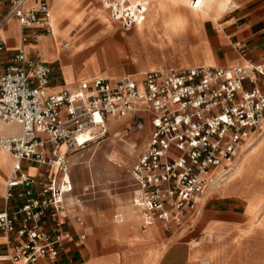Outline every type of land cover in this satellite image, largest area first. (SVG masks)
<instances>
[{
  "label": "built area",
  "instance_id": "obj_1",
  "mask_svg": "<svg viewBox=\"0 0 264 264\" xmlns=\"http://www.w3.org/2000/svg\"><path fill=\"white\" fill-rule=\"evenodd\" d=\"M31 1L0 0V120L20 127L19 133L0 137V148L13 156L4 196L13 206L0 211V230L18 242L16 252L0 260L55 264L69 256L76 261L69 226L82 218L67 205L74 190L68 153L106 138L111 118L130 115L126 132L142 129L146 120L152 127L130 170L142 227L160 221L171 229L182 226L186 215L196 218L203 197L227 182L236 162L264 134V91L258 84L264 66L152 70L140 78L97 77L52 90L62 77L55 63L26 50L42 35L54 34L51 6ZM105 2L126 31L148 10L147 2ZM200 5L201 0L191 2L192 8ZM12 19L24 30L15 50L1 34ZM31 166L50 170L31 174ZM95 188L92 182L84 192Z\"/></svg>",
  "mask_w": 264,
  "mask_h": 264
},
{
  "label": "crops",
  "instance_id": "obj_2",
  "mask_svg": "<svg viewBox=\"0 0 264 264\" xmlns=\"http://www.w3.org/2000/svg\"><path fill=\"white\" fill-rule=\"evenodd\" d=\"M47 1L51 6L54 34L42 35L38 45H28L26 50L30 55L55 63L62 77L52 90L73 87L81 81L97 77L112 80L123 76L140 78L144 72L152 70L194 66L232 67L247 63L264 66V0H208L209 17L189 15L184 22L179 19L173 21L162 15L147 17L149 4L156 5L155 0H130L147 2L148 10L143 15L146 17L145 29L135 28L137 23L128 31L122 28L120 22L113 20L111 9L105 0L96 10L92 9L95 2L93 0ZM31 2L35 3L36 0ZM174 10L181 11L178 7ZM92 16L100 18L104 30L87 32L92 27L88 23ZM110 20H113L112 24L109 23ZM117 23L120 25V34L117 33ZM110 27L115 28L110 31ZM23 32L19 22L12 19L1 34L6 46L15 50L22 45ZM138 34L143 40L139 46L140 51L135 52L138 60L135 61L126 42V35ZM166 36H191V42L185 46L187 49L181 60L169 66L148 54L149 49ZM146 37L148 42L144 40ZM66 42L69 45L65 47L63 44ZM118 43H122V49ZM208 47L211 58L203 57ZM85 54L89 55L86 63L81 69H77L76 61ZM121 54L137 63L138 66L134 67L133 72L120 75L118 70L109 68L117 63ZM104 66L108 67L103 68ZM258 81L264 91V75H260ZM246 85L251 86V83L247 81ZM125 119L120 127L114 123L115 120ZM130 120V115L119 119L111 118V134L118 137L122 133V127L128 125ZM6 127H11L15 132H2L0 137L20 132L17 124ZM151 129L150 122L146 120L142 129L134 130L126 139L128 145L134 144L133 155L138 149H141L140 153L146 149ZM140 138L142 141L138 144L136 139ZM263 138L264 134L243 156L254 154ZM125 147L116 149L123 152ZM114 149L107 154H111ZM3 152L0 153V211L13 206L4 199L13 156L9 152ZM257 158L259 161L256 170L249 171ZM132 159L123 161L114 171L121 172L122 167ZM102 164L113 170L109 166L114 165L106 162ZM43 169L50 170L33 166L27 170L31 174H37ZM125 180L127 185L132 181L133 189L128 191L119 184L112 198L107 195L97 199H87L89 196L80 198L82 196L74 193V184L67 203L82 218L81 222L69 226L70 246L76 261L71 262L69 256H64L55 264H264V145L260 146L253 159H248L240 173L229 177L223 186L213 187L208 191L202 199L200 214L196 218L186 215L182 226H173L171 229H167L160 221L148 228L142 227L143 218L133 204L136 186L132 177L127 175ZM82 235L86 236L84 240L81 239ZM17 243L14 235L0 230V257L15 253ZM0 264L13 263L0 260ZM37 264L54 263L42 259Z\"/></svg>",
  "mask_w": 264,
  "mask_h": 264
},
{
  "label": "rangeland",
  "instance_id": "obj_3",
  "mask_svg": "<svg viewBox=\"0 0 264 264\" xmlns=\"http://www.w3.org/2000/svg\"><path fill=\"white\" fill-rule=\"evenodd\" d=\"M93 1H95L94 4L92 5V9H94V10H96V8L101 7L103 5V2H102L103 0H93ZM82 6H84V4ZM209 7H210V9H213L212 6H209ZM180 9H181L180 12H175V10H174L170 14H164V13L159 14V13L155 12V7H151L148 10L147 17H149L148 15H151V16L152 15L153 16L162 15L163 17L169 18L170 20L174 21L175 19H179L182 22L187 21L189 15L201 18L199 14H196L192 11L193 10L192 7H185L184 5H181ZM106 11H107L108 16L110 17L109 10L107 9ZM143 18H142V27L140 28V27L135 26V28H140L141 30L145 29L146 17L144 19ZM112 21L113 20L109 21V23ZM88 23L91 24V26H92L88 31L89 33L93 32V31H94L93 33H96V31L101 32L105 28L98 16H92L91 20ZM116 26H117V33L120 34V32H121L120 25L117 23ZM114 28L115 27H112V28L110 27V29H111L110 31L114 30ZM132 31H133V29L131 30V32ZM132 35H128V36L126 35V42H128V44H129L133 60L138 61L137 60V54H135V52L138 53L140 51L139 46H140L141 40H143V39H141L139 34L134 35V36H132ZM144 40H146V42L149 41V39L147 37L144 38ZM189 42H191V36H189V37H172V36L167 37L166 36L165 38L160 39L156 46L151 47L149 49L148 54L150 57L155 58L156 61L162 60L161 62L163 65L169 66L170 64H173L175 61L181 60V56L185 53L184 51L187 49V47H185V46H187L189 44ZM121 44L122 43H118V46H120ZM122 47H123V45H121L120 48L122 49ZM183 47H185V48H183ZM181 48H183V49H181ZM126 53L128 54L127 51H126ZM211 55H212L211 51L208 47V49L205 50L203 57H210L211 58ZM88 57H89V55H87V54H85L83 56L81 55L79 57V60L76 61L77 69H81L83 67V65H84V63H86ZM136 65H137V63H134V61H132L131 58L127 57L125 54H121V58H119L117 63L113 64V66L110 65L109 68L113 67V69L118 70L120 72V75H123L125 73L133 72L134 67L138 66V65L137 66ZM107 67L108 66H104L103 68H107ZM125 121H126V119L122 120V121L115 120L114 123L117 127H120L121 125H123L125 123ZM127 127H128V125L122 127L123 130H122L121 138L117 137V136H116L117 138H115L111 134V130L109 128V134L106 138L101 139V140H95V141L91 142L84 149L69 151L68 158L70 160L72 178H73V181L75 184L74 193L78 196H82L80 198H84V196L85 197L89 196V197H87V199H97V198H100L102 195H105V196L107 195V196H109V198H112L114 196L115 192L117 191L119 184H122L125 187V189H127L128 191L129 190L131 191L133 189V187H131L132 181H131V184L129 183L127 185L125 177L127 175L131 177L130 170H131L133 164L135 163V161L137 159V155L140 153L141 149L137 150V152L134 154L135 156L133 155L134 157L133 156L129 157L125 151L119 152L116 149H114L115 147H121L123 149L124 146L128 145L127 144L128 141L126 139L129 138V136L131 135V133L134 130H130L129 132H126ZM15 129H17V127ZM2 132L14 133L15 131L12 130L11 127H4L3 126V127H0V134ZM141 141H142L141 138L136 139V142L138 144H140ZM263 145H264V140L262 139V141L260 142V144L257 147L256 152L254 154H249L247 156L245 155L240 160H238V162H240L242 159H244L243 160L244 165L242 166V169L245 167V164L248 161V159H250V158L253 159L256 156V153L258 152V150L260 149V146L262 147ZM112 149H114V151L111 154H107V153H110V151ZM102 154H104L106 157L103 156ZM111 155H116L117 157L121 158L122 162L126 161L129 158L132 159V157H133V159L130 163H128L127 165H124L122 167V171L119 172V171H114L119 166L114 165L112 162L109 161V156H111ZM85 160H87V161H85ZM258 161L259 160L257 158V160L255 162H253V165L248 170L249 171H255L256 165L258 164ZM102 162H106V163L114 165L113 167L109 166L113 170H110L107 167V165L102 164ZM76 169H77V172L75 171ZM242 169H241V171H242ZM92 182H94L96 185V188L93 190L95 192L92 191V193L84 195L85 194V192H84L85 187L89 186ZM90 196H92V197H90ZM131 196H132V193L130 194V201H131ZM68 197H67V202H68ZM131 204H132V201H131ZM67 205H68V203H67Z\"/></svg>",
  "mask_w": 264,
  "mask_h": 264
},
{
  "label": "bare ground",
  "instance_id": "obj_4",
  "mask_svg": "<svg viewBox=\"0 0 264 264\" xmlns=\"http://www.w3.org/2000/svg\"><path fill=\"white\" fill-rule=\"evenodd\" d=\"M140 2L143 3L142 1H140ZM155 2H156V5L152 4L150 1L151 4H149V8L155 7V12L159 13V14H163V13L164 14H170L174 11L175 7L181 8V5H184L185 7H191L192 0H155ZM192 9H193L192 11L196 14H199L201 18H207L210 16V11L208 9V0H201L200 7L199 8H192ZM51 21H52V19H51ZM112 22H110V23L112 24ZM136 27H140V28L142 27V18L139 19ZM88 31L89 30H87V32ZM56 32H58L57 29H56ZM14 125H16V124L13 122H5L3 120H0V126H4V127L12 126V127H14ZM109 128H110V126H109ZM121 135H122V133L118 137L121 138ZM263 140H264V138H263ZM116 148L117 147H115V149ZM2 150L3 149L0 148V153H4L3 151H5V150H3V151ZM134 150H135V148H134V144H133V145L126 146L123 151H125L127 153V155L129 157H131L133 155ZM60 151H61V154L65 153L66 152V145H61ZM5 152L8 153V151H5ZM243 160L244 159H242L240 162L237 161L238 163L236 162L237 164H235V167L233 169L234 171L230 174V177L235 175V174H238L241 171L242 166L244 165ZM109 161L112 162L114 165H118V166L122 165V159L117 157L116 155L109 156Z\"/></svg>",
  "mask_w": 264,
  "mask_h": 264
}]
</instances>
